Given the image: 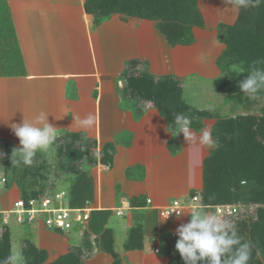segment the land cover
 Returning a JSON list of instances; mask_svg holds the SVG:
<instances>
[{
  "label": "crops",
  "instance_id": "crops-1",
  "mask_svg": "<svg viewBox=\"0 0 264 264\" xmlns=\"http://www.w3.org/2000/svg\"><path fill=\"white\" fill-rule=\"evenodd\" d=\"M89 25L82 0H0V143L20 147L10 125L31 121L40 112L48 114L57 138L84 132L94 137L99 149L114 143L110 166L98 163L67 182L71 192L64 205L89 209V219L65 234L72 231L78 238L84 228L95 239L109 229L121 264H159L155 256L173 243L175 229L190 219V209L179 218L158 216L190 185L180 164L188 144H180L171 156L175 143L168 145L173 138L163 119L151 109L137 116L122 106L120 76L127 61H145L150 74L180 79L185 96L188 77L198 83L215 77L218 43L198 38L188 46L170 47L151 23L116 17ZM89 115L92 125L81 127L79 121ZM177 135L176 140L184 142L182 133ZM60 191L68 197L67 190ZM133 223L143 226V245L126 251ZM94 249L85 264H111L109 254Z\"/></svg>",
  "mask_w": 264,
  "mask_h": 264
},
{
  "label": "trees",
  "instance_id": "trees-1",
  "mask_svg": "<svg viewBox=\"0 0 264 264\" xmlns=\"http://www.w3.org/2000/svg\"><path fill=\"white\" fill-rule=\"evenodd\" d=\"M235 1L240 4L239 0ZM186 4V0H83L84 11L90 15L109 18L108 15L118 13L128 17L134 16L158 21L154 28L170 47L188 46L193 43L190 37L185 36L184 29L186 28L181 24L184 23L186 17H192L187 13ZM246 7L251 23L257 25L259 34L261 33L263 36L258 38L257 34L252 37L256 40H251L247 35L243 39L244 34L233 32L229 51L232 50L247 57L245 60L248 64L246 70L248 72L253 61H264V0H259L258 3L257 0H249ZM229 51H227V57L231 58L233 54ZM258 67L264 68V63L259 64ZM146 69L145 61L129 60L125 63L120 76L122 83L119 87L121 104L125 106L124 102L127 97L136 96L139 102L133 103L134 109L126 107L134 115L141 116L144 110H142L140 102L149 101L152 104L151 108L157 110L167 131L171 133L176 128L173 117L177 113H182L183 109V102L179 98L182 90L181 83L176 82L179 79L172 75L156 77L148 73ZM135 72L142 73L137 75ZM246 72L244 78L242 77L239 82L246 78ZM239 82H226V84L229 83L228 93L234 95V98L236 96V99L245 97L239 90ZM255 98L254 104L261 102L259 114L247 113L233 118L216 120L213 130L214 137H217L216 148L210 151V155L206 159L201 197L203 205L211 209L217 205L236 207L235 213L227 218L236 223L238 234L242 240L251 245L248 264H264V89ZM62 136L76 137L74 140L79 141V135H73L72 132H66ZM89 141L96 145L94 139H89ZM169 144H174L173 140H170ZM114 149V143L104 144L94 162L91 163L84 159V165L85 162H88L89 167L98 163L102 167L110 166ZM75 156L76 160L82 158L80 150L75 153ZM78 173L80 170L75 172L76 175ZM15 179L20 180V177L16 174ZM40 193L36 190H31L29 193L24 190L21 199H39L47 196L39 195ZM54 232L62 233L58 230ZM80 233L84 238L83 244L87 256L94 255L95 246L96 250L111 256V264H121L119 255L113 250L111 230L105 229L95 239H91L84 228L80 230ZM124 248L126 251L142 248L141 228H130ZM78 253L69 251L47 263V253L30 243L21 251L24 264H84L87 256L80 260ZM9 255H11L10 236L6 230L0 239V261L5 260ZM164 264H184V262L180 254L169 251Z\"/></svg>",
  "mask_w": 264,
  "mask_h": 264
},
{
  "label": "rangeland",
  "instance_id": "rangeland-1",
  "mask_svg": "<svg viewBox=\"0 0 264 264\" xmlns=\"http://www.w3.org/2000/svg\"><path fill=\"white\" fill-rule=\"evenodd\" d=\"M186 1L187 4L185 8L188 15H191L192 17H186L184 23L180 22L186 28L184 29L185 36L190 37L193 43L198 38L214 39L218 43V47L214 60L216 75L213 80L198 83L197 81H191L193 79L188 77L184 84L185 87H188L186 88L187 91H185V96L183 95L182 90L179 95V98L183 102V109L181 112L182 114L189 116L192 121L191 129L193 138H186L184 142L179 143V140H176L175 136L176 128L173 132H171L173 138L172 140L175 143V145L173 144L175 150L171 156H176L180 144H186V142L188 144L187 150H184V152H186L184 153V157L182 158L180 164L184 170L183 176L185 183H189L190 185L189 187L187 185L184 189V194L176 197V199L193 205V208L202 206L207 210L215 212V207H212L211 209L203 205L201 197L203 187L202 179L205 172L206 159L210 155V151L216 148L217 137L215 138L213 135L215 122L219 119L229 117L233 118L239 115H246L247 113L259 114V107L261 104V102L254 104V99H256L255 97H241V99H236V96L234 98V95H230L228 93V84L230 82H239L242 77L244 78V74L248 69L246 56L238 52H233L232 50L229 51L232 44V33L236 32L237 34H244L243 39L248 35L251 40H256V38L252 39V37L257 36V34L259 35L257 36L258 38L263 35H261V33L259 34V28L257 25L251 23L250 17L247 15L246 5L237 4L235 0H227V2L226 0ZM84 13L88 19V23L90 24L89 26L92 27H95L112 17H116L128 23L132 22L137 24L139 22H149L153 25V27L158 22L154 19H141L134 16L128 17L118 13L108 15L109 18H105V16L90 15L85 11ZM159 36L163 39L161 35ZM208 41L209 40L206 39L202 41V45L205 48L204 50H207L206 43ZM227 51L233 54L231 58L229 57L230 59L227 57ZM200 52L205 55L204 51ZM231 66H235L238 71L243 72H237L232 69ZM146 70L148 72V67ZM135 73H137V75L139 74L138 72ZM176 82L181 83V80L179 79V81L177 80ZM226 82L229 83L226 84ZM121 84L122 83L120 81L117 88L118 93ZM181 86L183 88L182 83ZM130 97H127L128 100L125 99L124 104L125 107L129 106L131 109H134L133 103L139 101L136 96ZM140 103L144 112L145 110L147 111L151 109L158 114L156 109L151 108L152 104L149 101H142ZM203 130L211 131L212 139L215 143L211 145L200 144L198 137ZM74 134L79 135V141L74 140L76 137H58L49 149L37 152L34 162L31 165L17 163L18 154L14 149L18 147L0 143V152L3 153V157H0V180H4V185L0 187V239L2 234L7 230L10 236L11 254L15 253L17 250L21 252L22 249L30 243L36 248L44 250L47 253V263L54 261L69 251L74 252L75 254L76 252H79L78 254H80V260H82L84 256H87V251L83 244L84 238L81 233L78 234V238L75 236L76 233H72V231L69 235L65 234L69 231L63 232L60 230L58 231L62 233H49L42 228L33 226L32 224L16 223L14 217L7 212L12 208L13 203L17 199L21 198L24 190L28 193L31 190H36L41 192L39 195L42 194L44 196L65 189L67 190L68 197L65 196L63 198V202L66 204L71 192L69 188L70 185L67 184V182L76 175V171L80 170L81 172L89 167L88 162H85L84 165V159H87L91 163L94 162L97 158V154H99V150L102 148H97V144L94 145L89 141V139H94L91 135L84 132H74L73 135ZM189 143L192 144L189 146ZM186 145H184V148ZM181 148L183 150L182 145ZM78 150H80L82 154V158L80 160H76L75 156V153ZM70 156L71 158H69ZM174 164L176 165L177 163ZM16 174L20 177V180L15 179ZM62 174L63 176H61ZM195 196L197 197V201L192 203L191 199ZM133 224V228H141L142 230L143 245V226L140 223ZM177 239L178 237L174 238L173 243L171 242L170 246L168 244L165 245L163 251L161 250L162 252L159 257L155 256L157 263L160 262L159 264H164L167 260V254L169 251L171 252L173 250L172 252L179 254L175 250V243ZM161 245L162 243L160 246ZM91 258L92 256H87L84 260V264ZM119 259L122 263V258L120 256ZM145 264L156 263L145 262Z\"/></svg>",
  "mask_w": 264,
  "mask_h": 264
},
{
  "label": "clouds",
  "instance_id": "clouds-1",
  "mask_svg": "<svg viewBox=\"0 0 264 264\" xmlns=\"http://www.w3.org/2000/svg\"><path fill=\"white\" fill-rule=\"evenodd\" d=\"M227 2V0H226ZM259 0H257V3ZM241 5H247L249 0H239ZM264 61H253L246 78L239 82L238 87L243 96L256 97L264 89V68L258 67ZM232 69L238 71L235 66ZM48 114L40 112L33 120L23 119L21 123L10 125L14 135L19 140L20 147L14 150L18 154L17 163L31 165L37 152L49 149L57 140L56 128L47 121ZM81 127H90L93 123L89 115L80 121ZM176 126L175 136L182 133L186 138H193L191 118L182 113L173 117ZM200 144L215 143L210 130H203L198 137ZM0 157L3 153L0 152ZM175 212L177 216L185 211ZM190 219L175 229L178 239L175 250L180 254L184 264H248L251 245L244 242L238 234L236 223L225 216L204 207H196L187 212ZM167 215V216H168ZM0 264H24L19 250L9 255Z\"/></svg>",
  "mask_w": 264,
  "mask_h": 264
},
{
  "label": "built area",
  "instance_id": "built-area-1",
  "mask_svg": "<svg viewBox=\"0 0 264 264\" xmlns=\"http://www.w3.org/2000/svg\"><path fill=\"white\" fill-rule=\"evenodd\" d=\"M4 185V180H0V187ZM66 196L64 191L40 197L39 199L29 198L23 200L17 199L12 208L8 211L16 223L18 224H41L46 230H60L68 232L76 224H84L89 219V209H71L64 205L63 198ZM192 203L197 201V197L191 199ZM150 203V200H147ZM193 205H185L181 201L173 200L170 204L162 207L159 210V216L162 219L169 220L182 216L175 212L168 215L170 211H184L185 209H193ZM236 207L230 205L216 206L215 212L217 215L230 216L235 213ZM168 215V216H167ZM154 253H159V249H154Z\"/></svg>",
  "mask_w": 264,
  "mask_h": 264
}]
</instances>
